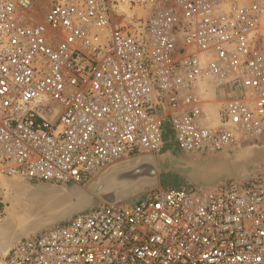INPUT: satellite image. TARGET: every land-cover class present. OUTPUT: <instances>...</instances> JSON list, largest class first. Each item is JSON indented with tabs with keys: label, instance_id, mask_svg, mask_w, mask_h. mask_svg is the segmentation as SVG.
Masks as SVG:
<instances>
[{
	"label": "built area",
	"instance_id": "2783aa9c",
	"mask_svg": "<svg viewBox=\"0 0 264 264\" xmlns=\"http://www.w3.org/2000/svg\"><path fill=\"white\" fill-rule=\"evenodd\" d=\"M259 138L264 0H0V182L83 186L170 140ZM0 264H264V171L101 202Z\"/></svg>",
	"mask_w": 264,
	"mask_h": 264
},
{
	"label": "water",
	"instance_id": "95a60500",
	"mask_svg": "<svg viewBox=\"0 0 264 264\" xmlns=\"http://www.w3.org/2000/svg\"><path fill=\"white\" fill-rule=\"evenodd\" d=\"M261 171H264V138L244 145L237 154L231 152L202 158L140 154L106 167L84 187L24 181L43 192L30 197L31 212L36 216L29 223L14 225L5 241L1 237L3 249L0 257L7 254L17 240L48 228L50 222L77 203H89V208H92L98 201L107 204L125 201L157 188L162 177L186 181L202 189L225 180L253 179Z\"/></svg>",
	"mask_w": 264,
	"mask_h": 264
},
{
	"label": "rangeland",
	"instance_id": "374dc122",
	"mask_svg": "<svg viewBox=\"0 0 264 264\" xmlns=\"http://www.w3.org/2000/svg\"><path fill=\"white\" fill-rule=\"evenodd\" d=\"M166 135L168 136L169 134L167 133ZM177 152H180V151H178L174 142L170 140L167 143L166 148L161 153L155 156H160L162 154H165V155L166 154L167 155L182 154L181 152L180 153H177ZM227 153H231V151H228ZM220 155H223V154H220ZM198 156H201V155H198ZM198 156H194V157H198ZM206 156H209V155L204 154L203 156L198 157V158H202ZM185 183L186 181H180V180L162 177L160 180L159 186H183ZM86 185H83L82 187ZM30 186L32 185H27V183L21 180L5 179V178L1 180L0 182V222L4 221L5 219L9 217L8 215L9 210H12L14 213L17 214L20 211V209L24 207V204L21 201V197L24 195L26 189ZM141 194L143 193L137 194L136 196H140ZM136 196H133L131 198H134ZM99 203L101 202L98 201L95 205ZM89 207H90L89 203H77L69 211L63 213L60 217H58V219L50 222L48 224V227L61 224L62 222H65L66 220H68L70 217L74 216L75 214L86 212L87 210L90 209Z\"/></svg>",
	"mask_w": 264,
	"mask_h": 264
},
{
	"label": "bare ground",
	"instance_id": "6f19581e",
	"mask_svg": "<svg viewBox=\"0 0 264 264\" xmlns=\"http://www.w3.org/2000/svg\"><path fill=\"white\" fill-rule=\"evenodd\" d=\"M259 140H260V138H259ZM250 143L251 142H248V141L247 142H238L233 147V151L232 152L235 153V154L240 153L241 149L244 147V145L250 144ZM224 154H226V153H224ZM99 173H97L95 176H97ZM93 178L89 181V183L93 180ZM27 185H29V184H27ZM62 186H64V185H62ZM33 187H34L33 185L28 187L26 189L24 195L21 197V201L23 202L24 207L21 208L20 211L17 214L14 213L12 210H9V214H8L9 217L7 219H5L4 221L0 222V240H1V237H3V239L5 241L7 234H9L8 231H11L12 227L14 225L29 223L36 216L34 213L31 212L32 206L30 208V205H31L30 197H31L32 194H35V193L36 194H40V193L42 194L43 192H40L37 189H34ZM2 249L3 248L0 245V250H2Z\"/></svg>",
	"mask_w": 264,
	"mask_h": 264
},
{
	"label": "crops",
	"instance_id": "0c3cea01",
	"mask_svg": "<svg viewBox=\"0 0 264 264\" xmlns=\"http://www.w3.org/2000/svg\"><path fill=\"white\" fill-rule=\"evenodd\" d=\"M177 153H180V152H177ZM180 156L194 157L195 155H189V154H186V153H182V154H180ZM201 156H203V155H201ZM201 156H198V157H201ZM216 156H219V154H217ZM188 184H189V182H186L184 185H188Z\"/></svg>",
	"mask_w": 264,
	"mask_h": 264
}]
</instances>
